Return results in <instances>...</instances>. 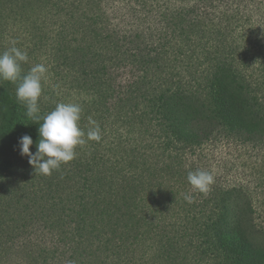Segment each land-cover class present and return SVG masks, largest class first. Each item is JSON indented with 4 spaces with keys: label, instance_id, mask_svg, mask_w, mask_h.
<instances>
[{
    "label": "trees",
    "instance_id": "16d2710c",
    "mask_svg": "<svg viewBox=\"0 0 264 264\" xmlns=\"http://www.w3.org/2000/svg\"><path fill=\"white\" fill-rule=\"evenodd\" d=\"M41 2L60 44L49 74L90 97L102 139L48 176L16 163L43 121L0 81V264H264L256 188L187 180L218 146L264 164V0H155L125 28L105 0Z\"/></svg>",
    "mask_w": 264,
    "mask_h": 264
},
{
    "label": "rangeland",
    "instance_id": "374dc122",
    "mask_svg": "<svg viewBox=\"0 0 264 264\" xmlns=\"http://www.w3.org/2000/svg\"><path fill=\"white\" fill-rule=\"evenodd\" d=\"M146 7L138 5L136 0H105L106 9L111 20H114L120 27L125 28L133 26L134 22L140 24L148 22V15L153 10V1L147 0ZM239 2L240 0H233ZM146 16V18H144ZM56 18L55 16L51 19ZM50 19V20H51ZM41 0H0V53L11 47L10 41H18L16 47L27 51L29 60L22 64V74H26L32 66L37 63H44L52 68L57 67V56L60 55L57 50L58 26L56 23L44 21ZM60 45V44H59ZM48 75L46 80L42 81V95L38 104L40 109L46 107L50 111L54 110L57 103H79L82 106L80 127L86 131L89 128V118L91 114L87 108L90 97L85 93L76 94L74 92H65L57 84L56 80ZM3 79H0V81ZM58 81V79H57ZM14 86V85H13ZM16 93V86H14ZM17 151V150H16ZM14 151L12 158L18 163L25 156ZM237 147H220L213 149L207 157L210 173L214 178L224 183H251L256 188V193L261 210L264 209V187L258 188V178H264V164L257 161L258 158L239 156ZM239 156V157H238ZM17 159V160H16ZM20 163L17 166H21ZM258 225L264 226V212H260L256 218Z\"/></svg>",
    "mask_w": 264,
    "mask_h": 264
},
{
    "label": "clouds",
    "instance_id": "9594fccd",
    "mask_svg": "<svg viewBox=\"0 0 264 264\" xmlns=\"http://www.w3.org/2000/svg\"><path fill=\"white\" fill-rule=\"evenodd\" d=\"M10 43L12 46L0 53V79L13 83L19 80L17 100L26 107L27 117L43 121L38 128L40 138L36 145L37 151L30 152L33 140L29 135H24L18 141L20 154L28 157L34 172L48 176L59 170L62 164L75 159L78 146H86L89 141L100 142L101 129L91 118V126L87 131L80 127L83 109L79 103H57L54 110L41 117L38 101L42 95V81L49 75V67L37 63L26 74H22V64L29 60L28 53L16 47L18 41L12 40ZM187 180L193 190L201 193H207L214 183L213 175L204 170L189 171ZM185 199L191 202L192 198L186 194ZM69 264H75V261H69Z\"/></svg>",
    "mask_w": 264,
    "mask_h": 264
}]
</instances>
